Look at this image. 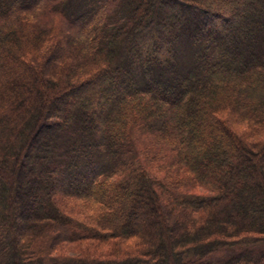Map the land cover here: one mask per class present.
Returning a JSON list of instances; mask_svg holds the SVG:
<instances>
[{
	"label": "trees",
	"instance_id": "obj_1",
	"mask_svg": "<svg viewBox=\"0 0 264 264\" xmlns=\"http://www.w3.org/2000/svg\"><path fill=\"white\" fill-rule=\"evenodd\" d=\"M0 264H264V0H0Z\"/></svg>",
	"mask_w": 264,
	"mask_h": 264
}]
</instances>
